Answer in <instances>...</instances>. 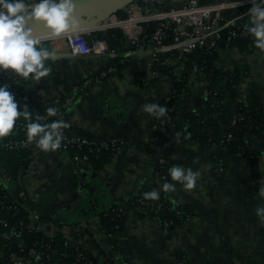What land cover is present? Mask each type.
Instances as JSON below:
<instances>
[{"label":"crops","instance_id":"0c3cea01","mask_svg":"<svg viewBox=\"0 0 264 264\" xmlns=\"http://www.w3.org/2000/svg\"><path fill=\"white\" fill-rule=\"evenodd\" d=\"M164 1L167 6H180L186 0ZM199 1L210 4L220 0ZM250 7L251 2L239 4L222 13L228 20L248 22ZM41 45L53 48L57 56L48 61L52 70L39 82L16 76L26 95L43 106L55 97H73L72 103L59 114V120L65 121L68 128L88 132L92 137L120 135L126 140L100 169L86 160L72 159L63 149L44 151L35 141L29 142L32 162L28 172L19 186L7 184L21 206L50 216L56 224L63 225L60 231L71 240L92 250L95 256L101 257L102 250L115 261L264 264V222L255 214L256 207L264 205V196L259 192L264 188V155L250 161L236 152L218 162L213 157L216 143L199 146L179 138L165 140L162 135H149L148 126L156 117L145 112L142 105H163L173 83L166 75L153 77L147 63L148 48L140 47L136 54L129 55L124 41L117 47L116 56L128 57L131 64L116 76L101 78L98 74L112 57L74 54L60 38L43 39ZM214 61L226 73L238 74L239 70L237 94L224 98L232 112L251 91L260 96L264 108V51L254 47L218 48ZM192 74L190 95L179 106V118L184 123L190 112L199 107L206 110L208 106L204 101L208 96L207 77L202 71ZM80 82L84 91L75 92L73 87ZM208 131L216 140L225 136L224 129L216 125ZM3 139L0 138L1 177L7 170ZM166 145L174 165L200 171L194 188L186 190L180 182L155 172L161 149ZM165 180L176 184L174 191H163L167 198L190 210L195 218L184 227L167 231L158 217L134 207L114 245L99 229V214L129 202L146 185L155 183L161 187Z\"/></svg>","mask_w":264,"mask_h":264},{"label":"trees","instance_id":"16d2710c","mask_svg":"<svg viewBox=\"0 0 264 264\" xmlns=\"http://www.w3.org/2000/svg\"><path fill=\"white\" fill-rule=\"evenodd\" d=\"M138 1L146 3L149 0ZM149 5L151 7L159 6L155 2H151ZM118 11L122 12V10ZM152 27L153 25H150L149 30ZM231 29L233 28H224L221 31L222 39L218 43L219 48L236 46L241 50L249 47L257 48L253 44L254 38L247 31L241 33L239 30L231 40H228V32ZM97 35H100V33ZM106 39H108L110 49L115 50L125 41L119 28L108 30ZM217 49L193 51L186 58L177 62L173 60L176 64L172 63L163 66L156 63L154 65V69L159 72L157 78L168 76L172 80L173 90L165 97L162 103L167 107L168 114L154 118L148 126V134L151 136L154 134L162 135L165 140L179 138L184 142L196 143L199 146H211L216 143L217 148L213 157L218 162L224 156L236 152H241L248 160L255 161L264 155V108L260 103V96L255 91H251L245 100L239 101L235 106V113L229 109L224 103V98L226 95L234 97L237 94L239 70H237L238 74L237 72L226 73L217 67L214 61L217 56ZM108 63L104 70L113 68L114 71L104 76L98 74L101 78L116 76V74H119L131 64L130 59L126 56L112 57ZM196 64L208 80V96L204 101L207 103L209 110L190 112V114L185 116L186 122L184 123L179 118V106L190 95V86L188 85ZM177 71L182 73L184 77L182 81L177 80ZM4 81L9 84L14 98L19 102L18 107L23 109L27 105L28 110L33 113L32 119H35L34 116L36 114H40L47 116L48 121L59 120V114L67 108L68 97H55L50 104L45 106L35 102L26 95L18 78L10 71L0 72V82ZM76 86L79 88L78 91H84L82 82L77 83ZM50 105L58 109L55 116H48L46 112V108ZM215 111L218 113L217 117H214ZM199 118H201L200 122ZM214 125L224 129L225 136L220 140L213 138L208 131V128ZM62 132L63 138L59 149L65 150L72 159L75 154L79 157L86 155V161L96 169H100L110 162L112 156L126 140L125 137L118 135L119 141L112 144L113 138L92 137L88 132L73 127H64ZM177 134L179 135L177 136ZM73 137L88 139L93 144H83L81 147L75 143L68 144L67 140ZM3 138L8 176L12 184L19 186L21 177L27 173L32 162V149L27 146L21 147L22 140L27 139L25 121L22 116L17 118L12 132ZM103 140H107L108 146L98 148ZM146 145L148 146L149 144ZM249 154L254 157H249ZM160 159L161 161L157 163L155 172L159 176H165L172 180L168 169L174 163L170 158V148L167 145L162 147ZM162 160L166 161L163 162ZM159 188L155 183L146 185L129 202L115 205L102 211L99 214V229L107 234L111 233L112 237H110V240L116 245L117 237L123 229L125 219L130 209L134 207L142 211H148L158 217L162 226L164 221L171 220L172 222L167 228L163 226L167 231L186 226L187 215L193 213L188 209L175 205L163 191L160 192L159 199L144 198V192ZM139 198L143 199L144 204H140ZM164 200H166L164 208L159 212L156 211L155 206L157 203ZM170 206L180 208L184 213L181 216L177 215L176 209L171 210ZM32 212L33 210L21 206L15 200L8 187L2 183L0 186V264H8L11 254L24 259L28 258L32 260L33 264H36L35 259L29 253L31 248L42 252L43 264H116V261L107 256L104 251L101 250L103 253L100 254L101 257L95 256L91 252L92 250L86 249L80 243L78 244L81 246L79 248L82 255L79 256L74 246L66 244V240L69 238L60 231L63 225L56 224L54 221L49 222L57 229L53 237L30 229L28 224L31 222L30 215ZM11 229H13L14 233ZM70 241L73 240L70 239ZM93 241L96 244L95 239Z\"/></svg>","mask_w":264,"mask_h":264},{"label":"built area","instance_id":"2783aa9c","mask_svg":"<svg viewBox=\"0 0 264 264\" xmlns=\"http://www.w3.org/2000/svg\"><path fill=\"white\" fill-rule=\"evenodd\" d=\"M27 2L31 3L32 0H27ZM151 2H155L159 6L151 7V5H149ZM249 2H251V0H220L206 4L201 3L199 0H186L180 6H167L163 0H149L146 3L135 0L121 9V13L117 11L110 14L104 19L91 23L87 28L76 27L75 30L70 29L59 34L44 35L38 39L42 41L47 38H60L64 40L67 48H69L72 53L78 55L97 53L114 57L117 55V50L110 49L105 36L108 30L119 28L127 43L129 55L136 54L140 47L150 50L147 63L148 66L152 68L153 77H158L159 72L154 69L156 63L164 66L172 64L169 58L177 62L186 58L188 54L193 51H211L212 49L219 48L218 43L222 39L221 31L224 28H233L228 32V40H231L239 30L241 33H245L246 29L244 25L248 22L228 20L225 18L222 11ZM150 25H153L151 30H149ZM98 33H100V35H97ZM176 62L173 64H176ZM113 71V68H108L100 72L99 75L104 76ZM199 71H201V69L196 64L193 68V72ZM177 76L178 81L184 79L182 73L179 71H177ZM73 88L75 92L79 90L76 85ZM72 101L73 97H70L66 102V106H69ZM118 141L119 138L114 137L112 139V144ZM67 143H75L80 147L83 144H93L88 139L76 137L68 139ZM22 146L29 147L27 139L22 140L21 147ZM107 146V140H103L98 148ZM249 157L254 156L249 154ZM73 159L86 160L87 156L84 155L83 157H79L75 154ZM24 176L25 175H23V177ZM2 183L6 186L8 183H11L7 170L5 175L2 177L0 176V186ZM138 201L140 204H144L142 198H139ZM165 201L166 200L157 203L155 206L156 211L159 212L164 208ZM170 208L171 210L176 209L177 215L181 216L184 213L180 208H175L173 206H170ZM48 218L40 211L33 210L30 215L31 222L28 224V227L53 237L57 229L49 223L53 220L50 217ZM194 218V214H188L185 221L186 225ZM171 222V220H166L163 222V226L167 228ZM4 224L6 223L4 222ZM11 231H13V229H11ZM64 234L69 238L66 240V244L74 246L78 255H82L79 248L81 247L80 244L76 241H70V237L66 233ZM105 234L109 238L112 237L111 233ZM29 253L35 259L36 264H43L41 251L31 248L29 249ZM9 259L10 262L8 264H33L32 260L18 257L15 254H11ZM116 264H129V262L127 260H116ZM179 264L187 263L180 262Z\"/></svg>","mask_w":264,"mask_h":264},{"label":"clouds","instance_id":"9594fccd","mask_svg":"<svg viewBox=\"0 0 264 264\" xmlns=\"http://www.w3.org/2000/svg\"><path fill=\"white\" fill-rule=\"evenodd\" d=\"M74 11L75 0H32L31 3L27 0H0V72L10 71L15 76L37 82L41 77H46L52 70L48 61L55 60L57 53L53 48L41 45L28 26L29 21L42 22L59 34L65 30H75L78 26ZM248 14V23L244 28L254 38L253 44L264 51V0H251ZM18 103L9 84L0 82V138L8 136L17 118L22 116L28 142L35 141L37 147L44 151L58 149L63 138L62 128L67 127L66 122L58 119L48 121L47 116L40 114L32 119L33 113L27 105L21 109ZM142 108L155 117L167 113V107L156 102L145 103ZM46 112L48 116H55L58 109L50 105ZM168 172L172 181L180 182L186 190L196 186L201 174L199 170L180 165L170 166ZM175 188V183L165 180L159 189L146 191L143 196L156 200L161 191L172 192ZM259 192L264 196V188L259 189ZM255 214L264 222V205L257 206Z\"/></svg>","mask_w":264,"mask_h":264},{"label":"water","instance_id":"95a60500","mask_svg":"<svg viewBox=\"0 0 264 264\" xmlns=\"http://www.w3.org/2000/svg\"><path fill=\"white\" fill-rule=\"evenodd\" d=\"M135 0H75L74 15L77 19L78 26L91 25L98 20L108 17L110 14L123 9L126 5ZM28 26L32 29L33 33L43 35L44 33L53 32L42 22L35 20L29 21ZM199 104V103H198ZM209 110L208 108H205ZM199 110H204L199 107ZM217 111L214 112V117H217ZM201 118H199V122Z\"/></svg>","mask_w":264,"mask_h":264},{"label":"bare ground","instance_id":"6f19581e","mask_svg":"<svg viewBox=\"0 0 264 264\" xmlns=\"http://www.w3.org/2000/svg\"><path fill=\"white\" fill-rule=\"evenodd\" d=\"M89 26L90 25H85V26H81V27H77V28H87ZM53 34H57V33H55V32H49V33H44L43 35H38L36 37L39 38V37H43L44 35H53Z\"/></svg>","mask_w":264,"mask_h":264},{"label":"rangeland","instance_id":"374dc122","mask_svg":"<svg viewBox=\"0 0 264 264\" xmlns=\"http://www.w3.org/2000/svg\"><path fill=\"white\" fill-rule=\"evenodd\" d=\"M164 1V0H163ZM165 2V1H164ZM6 169L8 170V165H7V167H6ZM23 178V176L21 177V179ZM47 217H50V216H47ZM51 218V217H50ZM49 219V218H48Z\"/></svg>","mask_w":264,"mask_h":264}]
</instances>
